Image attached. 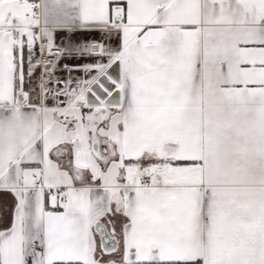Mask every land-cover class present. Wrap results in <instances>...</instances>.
Instances as JSON below:
<instances>
[{"label":"snow or ice","instance_id":"snow-or-ice-1","mask_svg":"<svg viewBox=\"0 0 264 264\" xmlns=\"http://www.w3.org/2000/svg\"><path fill=\"white\" fill-rule=\"evenodd\" d=\"M0 264H264V0H0Z\"/></svg>","mask_w":264,"mask_h":264}]
</instances>
